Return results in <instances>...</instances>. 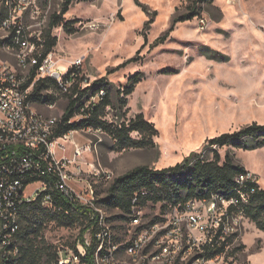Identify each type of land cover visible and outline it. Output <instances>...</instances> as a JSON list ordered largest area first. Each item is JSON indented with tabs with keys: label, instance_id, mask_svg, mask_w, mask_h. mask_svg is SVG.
Listing matches in <instances>:
<instances>
[{
	"label": "rangeland",
	"instance_id": "rangeland-1",
	"mask_svg": "<svg viewBox=\"0 0 264 264\" xmlns=\"http://www.w3.org/2000/svg\"><path fill=\"white\" fill-rule=\"evenodd\" d=\"M40 2L48 17L60 11L64 0ZM192 2L74 0L63 18L64 22L76 21L75 33L68 35L62 27L52 30V36L57 38L53 50L56 55L82 60L81 88L106 78L121 90L129 78L141 75L140 83L127 97V112L124 109L119 114L114 106L106 109L104 120L108 125L116 126L142 114L157 131L154 148L122 152L113 149L114 142L106 131H79L74 136L81 146H90L91 152L82 158L80 182L70 184L90 186L94 207L89 210L101 222L98 228L106 232L108 239L102 231L103 235L95 238L92 228L82 234L79 223L60 226L49 222L42 230L44 240L63 261L76 264L72 248L85 257L84 245H88L96 248L95 264H264V232L241 215L227 217L226 204L216 205L212 214L207 207H194L204 235L187 222L185 211L172 210L169 205L163 210L161 203H148L131 215H124L118 209L95 204L105 198L115 178L136 167H172L191 154L200 153L210 139L251 123L264 125V0H214L211 5H200L198 18L177 25L162 44L152 46L166 31L173 15L186 12ZM142 6L157 13L146 33V42L143 25L149 16ZM200 21H204V26ZM92 24L96 28H91ZM214 51L223 59H212ZM129 60L133 61L126 63ZM48 93L54 94L55 103L34 104L33 108L44 117L60 120L67 99L58 91ZM131 136L139 138L137 134ZM59 143L66 146L70 155L71 143ZM226 153L234 154L238 164L254 172L264 190V148L218 149L221 160ZM37 186H29L27 193ZM223 221V235L236 234V238L226 246L225 256L201 261L198 255L206 230L215 234ZM135 244L138 247L132 251ZM240 245L245 248L240 250ZM96 251L102 252L104 259H97ZM2 252L0 246V260Z\"/></svg>",
	"mask_w": 264,
	"mask_h": 264
},
{
	"label": "trees",
	"instance_id": "trees-1",
	"mask_svg": "<svg viewBox=\"0 0 264 264\" xmlns=\"http://www.w3.org/2000/svg\"><path fill=\"white\" fill-rule=\"evenodd\" d=\"M214 0H193L187 11L176 12L170 20L166 31L155 41L152 46L162 44L173 32L177 24L192 21L201 14L200 5H211ZM74 0H64L60 11L49 16L47 27L43 30V55L53 51L57 45V38L52 36V30L62 27L63 31L72 35L75 33L76 21L64 22V15L69 11ZM143 11L149 16L143 25V37L146 42V33L150 30L157 13L142 6ZM220 54L213 52V58L220 61ZM223 57V56H222ZM224 59H227L224 57ZM133 60H129V63ZM35 73L29 74L26 84L34 81ZM141 75H134L128 79L126 86L117 90L114 84L106 78L95 80L81 88L82 79L72 84L67 93L57 85L54 79H41L34 83L29 95L31 104L52 105L56 98L49 94V90L58 91L66 97L67 103L60 120L54 128L53 137L60 138L69 132L85 131L87 128L106 131L114 142L113 149L122 152L129 149H151L155 147L153 138L157 131L153 124L146 121L142 114L135 115L127 122L116 126L108 125L104 117L106 109L114 106L120 114L124 109L127 112V97L130 96L135 86L140 83ZM103 90L105 95L92 104L90 99ZM115 103H114V101ZM78 117V120L76 119ZM137 134L139 138L131 135ZM231 147L237 150H256L264 148V125L251 123L232 133L221 134L206 141L200 153H193L183 162L175 166L160 170L146 166L136 167L127 173L115 178L106 192L105 198L96 201V204L115 208L124 215H131L133 208L144 207L148 203H161L163 210L166 206H182L189 201H209L212 197L225 201H233L227 207V214L241 215L254 224L255 228L264 232V190L258 184L246 182L244 185L237 183V179L246 176L247 171L238 164L232 153H226L223 160L218 154V149ZM211 154V158H209ZM253 192L251 193V190ZM56 206L61 208V213L51 212L42 208L40 201L25 204L19 209L18 230L8 236L10 245L5 246L6 251L16 253L8 257L7 261L0 264H57L58 255L55 248L46 244L42 230L44 225L55 222L60 226H69L79 223L81 233L93 229L97 232L96 219H91V212L87 208H79L62 199L58 193L53 194ZM244 196L245 201L242 200ZM135 200V201H134ZM67 212V214H65ZM9 233L0 236L2 238ZM236 234L224 236L222 226L215 234L208 237V242L201 246L198 258L211 261L220 256H225L226 246L232 244ZM7 237V236H6ZM224 239V240H222ZM85 246V257L78 254L73 247L74 255L79 259V264H95V249ZM245 247L239 246L240 250Z\"/></svg>",
	"mask_w": 264,
	"mask_h": 264
},
{
	"label": "built area",
	"instance_id": "built-area-1",
	"mask_svg": "<svg viewBox=\"0 0 264 264\" xmlns=\"http://www.w3.org/2000/svg\"><path fill=\"white\" fill-rule=\"evenodd\" d=\"M48 20L49 16L47 17L40 0H0V236L9 233L7 237L3 236L0 244L3 250L0 262L7 261L8 257L16 253V249L14 252L6 251L5 246L10 245L8 236L18 230L21 206L40 201L43 209L61 213V208L56 206L53 196L58 193L62 199L76 207H94V193L90 186L77 185L80 182V164L85 153L91 152L90 146H81L75 141L74 136L79 131L69 132L60 138L53 137L58 120L36 113L34 104L28 100L33 85L38 80L54 79L62 93H67L72 84L81 79V59H62L54 51L43 55L42 34ZM199 23L204 26V21ZM90 27L96 28V24ZM31 72L35 73L34 81L27 85L26 81ZM54 74L58 77L54 78ZM104 95L101 90L88 104L96 103ZM83 132L100 133L91 128ZM59 140L71 143L70 155ZM70 166H74V170H70ZM72 181L77 182L74 187L70 184ZM249 181L258 184L256 177L250 172L237 179L241 186ZM33 184H37V188L30 194L27 193V188ZM242 200L245 201L244 196ZM219 203L226 204L225 215L229 217L227 207L233 201L216 197L209 201H189L182 206L170 207L172 210L178 208L185 211L187 222L203 232L204 227L198 224V217L193 213L194 207H207V211L212 214ZM173 221L176 227V215ZM96 222L98 226L101 223L97 219ZM223 225L224 221L219 224V228L222 226L224 232ZM98 226L95 238L97 234H104L108 239L106 232ZM213 234L206 230L204 244ZM96 242L98 245L99 241ZM137 247V244L132 245L131 250L134 251ZM96 254L97 259H104L102 252L96 251ZM72 258L79 264L75 255ZM70 263L69 260L63 261L61 256L58 257L57 264Z\"/></svg>",
	"mask_w": 264,
	"mask_h": 264
},
{
	"label": "crops",
	"instance_id": "crops-1",
	"mask_svg": "<svg viewBox=\"0 0 264 264\" xmlns=\"http://www.w3.org/2000/svg\"><path fill=\"white\" fill-rule=\"evenodd\" d=\"M177 25H179V24H177ZM177 25H176V26H177ZM176 26H175V27H176ZM244 169H245L247 172H250L251 174H253V175L257 178V175H256L254 172H251L250 170L246 169L245 167H244ZM257 183H258V179H257ZM258 185H259V188L262 189L261 186H260V184H258ZM262 190H263V189H262Z\"/></svg>",
	"mask_w": 264,
	"mask_h": 264
},
{
	"label": "water",
	"instance_id": "water-1",
	"mask_svg": "<svg viewBox=\"0 0 264 264\" xmlns=\"http://www.w3.org/2000/svg\"><path fill=\"white\" fill-rule=\"evenodd\" d=\"M54 78H57L58 76L56 74L53 75Z\"/></svg>",
	"mask_w": 264,
	"mask_h": 264
}]
</instances>
